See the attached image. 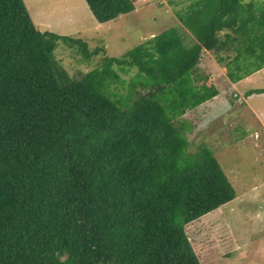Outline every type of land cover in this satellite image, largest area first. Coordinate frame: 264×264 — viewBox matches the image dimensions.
I'll return each mask as SVG.
<instances>
[{
  "label": "trees",
  "instance_id": "1",
  "mask_svg": "<svg viewBox=\"0 0 264 264\" xmlns=\"http://www.w3.org/2000/svg\"><path fill=\"white\" fill-rule=\"evenodd\" d=\"M85 1L99 22L135 7ZM203 5L180 14L191 44L170 26L71 76L53 51L79 39L0 0V264H202L185 225L235 189L214 154L169 174L145 136L218 92L198 63L241 3Z\"/></svg>",
  "mask_w": 264,
  "mask_h": 264
},
{
  "label": "rangeland",
  "instance_id": "2",
  "mask_svg": "<svg viewBox=\"0 0 264 264\" xmlns=\"http://www.w3.org/2000/svg\"><path fill=\"white\" fill-rule=\"evenodd\" d=\"M204 1L213 12L217 0H135L133 13L96 20L99 26L83 16L81 34L71 35L80 42L60 38L53 55L71 76H79L102 65L106 55L119 56L170 26L191 44L194 34L180 14L204 9ZM238 2L215 31L226 45L202 49L198 63L205 83L219 93L145 136L169 174L214 154L235 189L233 199L185 225L202 264H264V0ZM134 73V68L120 72L126 81ZM116 89L124 94L127 82Z\"/></svg>",
  "mask_w": 264,
  "mask_h": 264
},
{
  "label": "crops",
  "instance_id": "3",
  "mask_svg": "<svg viewBox=\"0 0 264 264\" xmlns=\"http://www.w3.org/2000/svg\"><path fill=\"white\" fill-rule=\"evenodd\" d=\"M24 2L32 20L44 29L69 36L81 34L86 25L83 22V16L91 25H98L97 19L93 17L94 15L85 0H24ZM134 5V9L130 13L136 10L135 0ZM58 62L62 66L60 60ZM218 93L219 89L215 95Z\"/></svg>",
  "mask_w": 264,
  "mask_h": 264
}]
</instances>
